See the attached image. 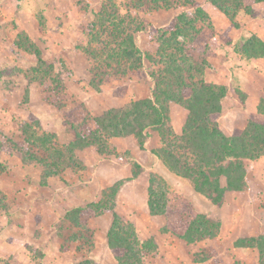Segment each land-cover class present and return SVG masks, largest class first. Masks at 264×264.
Wrapping results in <instances>:
<instances>
[{"label":"trees","instance_id":"1","mask_svg":"<svg viewBox=\"0 0 264 264\" xmlns=\"http://www.w3.org/2000/svg\"><path fill=\"white\" fill-rule=\"evenodd\" d=\"M221 12L233 26L240 12L251 14L252 4L263 0H207ZM134 8L147 10L181 11L172 21L170 31L153 32L158 47L155 54L142 53L135 42V34L145 26L132 15H122L108 0L98 13L93 14L90 27L84 32L86 45L82 51L90 68L89 87L100 92L109 78H125L131 72L155 66L147 73L153 80L151 98L136 100L119 108H111L100 116L87 113L78 122L65 121L66 131L73 135L69 143L61 144L57 135L41 129L37 118L20 126L23 145L0 136V155L16 154L24 165L36 164L42 168L40 183L45 186L51 176L71 169L81 170L83 162L77 153L94 148L103 157L114 154L109 141L113 138L133 136L140 149L149 138L148 130L157 132L162 146L152 153L174 175L189 181L193 190L212 205L220 207L229 191H244L245 161L264 156V98L258 115L249 120L246 128L226 137L219 128L222 101L227 88L203 80L209 54V42L215 31L209 16L194 0H134ZM188 10H192L189 12ZM40 27L45 20L37 15ZM203 22V23H201ZM15 47L32 54L37 63L25 72L27 82L39 86L50 83L52 91L62 90L61 75L54 65L47 63L35 43L25 33H18ZM239 52L247 59H264V42L256 36L243 39ZM175 104L187 112L180 134L167 126L169 105ZM0 174L4 171L0 163ZM141 168L133 164L131 179L119 181L103 191L98 203L79 206L64 215V224L72 230L66 235L63 249L68 243L79 241L78 251L87 255L94 247L93 231L88 222L105 211L114 212L119 188L135 179ZM4 202L0 192V202ZM2 202L0 204H2ZM148 208L153 216H164L163 232L186 243L215 238L220 230L216 215L197 214L181 195L171 191L164 180L151 175L148 186ZM108 246L117 264H143L144 257L155 250L154 241L140 243L133 224L113 215L107 234ZM236 248H251L258 253V264H264V235L239 239ZM210 258L196 256V262ZM73 264H94L82 259Z\"/></svg>","mask_w":264,"mask_h":264},{"label":"crops","instance_id":"2","mask_svg":"<svg viewBox=\"0 0 264 264\" xmlns=\"http://www.w3.org/2000/svg\"><path fill=\"white\" fill-rule=\"evenodd\" d=\"M194 1L209 16L215 30V36L209 42L211 56L204 80L227 88L225 102L231 105L223 108L218 124L222 133L231 137L235 131L244 130L249 120L258 115L257 110L264 98V59H247L239 52L245 38L256 36L264 42V0L252 4L251 14L240 12L235 18V26L207 0ZM85 2L93 12H84L81 0H0V30L6 28L7 40L11 37L12 44L17 28L24 31L44 60L52 58V54L59 56L53 63L54 68H58L65 54L77 53L76 44H84L81 26L90 23V13L93 15L96 7L92 0ZM39 14L45 20L44 28L37 20ZM9 47L0 42V55L5 52L10 60V55L21 51L15 45L13 51ZM7 67L6 64L2 68ZM73 68L75 80L81 78L89 82L88 66L84 60H79ZM131 83L126 81L121 95H115L108 86L90 95L98 103V110L84 99L82 102L89 114L97 117L108 109L151 98L148 94L144 96V91L141 92L143 97L130 98L138 93L135 89L140 90L135 86L133 93ZM75 85L78 90V84ZM74 95L79 98L77 100L82 99L77 93ZM169 111L171 128L180 134L187 112L174 104L170 105ZM148 134L143 150L135 137L128 136L109 141L114 154L108 158L99 156L94 148L81 151V170L66 169L49 177L45 186L41 185V173L34 165H24L15 155L6 157L8 169L0 180L6 183L3 188L7 189L12 201L4 211L6 221L0 219V260L10 262L15 258L23 264L40 261L43 264H73L89 259L94 264H117L107 239L115 214L133 224L140 243L154 241L156 248L144 257L143 264H258L256 250L236 248L234 243L239 239L264 235V156L244 162L247 187L240 192H226L223 204L218 207L195 193L189 181L174 175L160 162L152 151L161 148V138L151 130ZM133 164H137L141 171L135 179L119 188L114 212L105 211L88 222L93 231V249L83 255L78 251L81 244L77 240L63 249L66 232L72 233L64 224V215L79 206L98 203L105 189L131 179ZM151 175L161 177L171 191L191 204L197 214L217 215L220 221L218 235L189 244L164 233L166 218L151 215L147 204ZM203 253L210 258L196 262V256L203 257Z\"/></svg>","mask_w":264,"mask_h":264},{"label":"rangeland","instance_id":"3","mask_svg":"<svg viewBox=\"0 0 264 264\" xmlns=\"http://www.w3.org/2000/svg\"><path fill=\"white\" fill-rule=\"evenodd\" d=\"M81 1H82L81 8L84 12H90V11L93 12V10L88 6V4L86 5L87 2H85V0H81ZM92 1L96 3V7L94 8L95 9L94 13H98L101 10V6L103 5V3H105L108 0H92ZM110 1H112V3L115 4V7L120 14L132 15L135 19L141 21V23L145 26L144 31H139L134 36L136 45L141 50L142 53H152V54L156 53L158 43L157 40L152 35V33L158 31L159 32L170 31L172 27L173 19L176 17V15H178L181 11H183L181 8L178 7L171 10H165V9L147 10L145 7L142 9H138V8H134L131 5L134 2V0H110ZM188 11L192 12V10H188ZM90 14H91L89 18L90 23L88 25L85 24L86 26L85 25L81 26L82 33L85 32L90 27L91 22L94 20L92 13ZM18 33H25V32L19 31V29L17 28L16 35ZM83 35H84L83 37L84 44L82 45L80 43L76 44L78 45L77 46L78 52L77 53L72 52L70 53V55L68 54L67 56L65 54L63 56L64 60L62 62L61 67L59 66L58 68H55V71H58L61 75L62 86H63L62 90H59L58 92L55 93L52 91V87H50L49 82L46 83V86L43 87L39 86V84L36 82H31V83L27 82V79L25 78V72L28 69L34 67L37 63L36 57L34 55L25 53L23 51L21 52L16 51L14 52L13 55H10V60L8 57L9 55L7 53L4 52L3 54L0 55L1 56L0 64L3 63V65L0 68V136L3 135L6 138L14 141L15 143L19 145H23V136L20 132V126L24 123H32V120L34 118H37L40 122L41 129L43 131L56 134L58 141L61 144L69 143L73 139V135L70 132L68 133L66 131L65 121L68 120V121L78 122L81 119V117L84 115V113H87L86 112L87 109L85 108L82 102L83 99L87 103H91L95 107L98 104L96 100H94V98L93 97L91 98L90 96V95H95L97 92H94L89 87V82L87 83L86 81L80 80L81 78L79 80H75V78H73V73L75 71L73 66L75 65V63H79V60H84L87 63L88 69L90 68L89 61L86 55L82 51L83 46H85L87 42L86 35L84 33ZM16 37L14 43L17 39ZM11 39L12 38L10 37L9 40H7L6 28L0 30V42L4 46H10L9 47L10 51H13L12 47L15 44L14 43L12 44ZM3 50H7V49L3 48ZM210 56L211 53L209 50V54L207 56V61H206V70ZM58 57L59 56L56 57L54 56V54H52V58L50 59L47 58V60L45 59V61L47 63L53 64L54 62L57 61ZM6 64L8 65V67L3 69L2 67ZM147 68L151 69L152 71H155L156 69L155 66L148 67L146 65L145 70L138 72H131L125 78L111 77L109 78V81L102 86V88L103 87L106 88L108 86L109 90L113 89V93L115 95H121L123 94L124 91L123 89L124 84L126 83L127 80H129L132 82L131 83L132 90L135 89L134 88L135 86H138L140 88L139 91L135 89L136 92L138 93L136 95L132 94L130 98L132 96L143 97L141 95L142 94L141 92L143 91H144V96L148 94L151 97L153 80L147 74L149 72V70H146ZM205 73L203 75V80L205 77ZM75 84H78L79 87L78 90L76 87L77 85ZM135 90L133 91V93L135 92ZM74 93H77V96L78 97L81 96L82 99L77 100L79 98L75 97ZM229 105L231 104L229 102H225V98H224L222 101V110L223 108ZM174 106H178V105L174 104ZM96 108L98 110V107ZM169 113L171 114L170 111ZM171 125H172L171 119L169 117V121H167V126L171 127ZM10 155H15L19 157L18 155L12 153L10 154L3 153L0 155V163L4 167V171L1 172L0 178L6 173L8 169L7 161L5 160V158ZM77 156L79 157V152L77 153ZM32 165L35 166L37 172L41 173L42 168L39 165L36 164H32ZM1 181L2 180H0V192L2 194V198H4V202L1 201L2 204H0V219H2V221H6L5 220L6 214L4 213V211L8 210L11 204L10 201L12 200L11 198H9V193L7 192V189L3 188V186H6V183H1ZM66 233L68 234L69 232ZM0 264H23V263L18 262L17 259L14 258L13 260H10V262L1 259ZM34 264H43V263L40 261V262H35Z\"/></svg>","mask_w":264,"mask_h":264}]
</instances>
